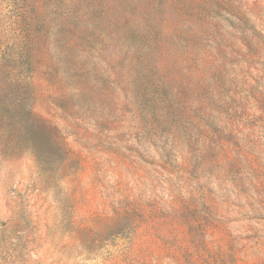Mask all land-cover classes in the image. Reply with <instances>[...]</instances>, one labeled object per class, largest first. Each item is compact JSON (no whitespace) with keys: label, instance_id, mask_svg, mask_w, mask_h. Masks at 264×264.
Masks as SVG:
<instances>
[{"label":"rangeland","instance_id":"374dc122","mask_svg":"<svg viewBox=\"0 0 264 264\" xmlns=\"http://www.w3.org/2000/svg\"><path fill=\"white\" fill-rule=\"evenodd\" d=\"M0 264H264V0H0Z\"/></svg>","mask_w":264,"mask_h":264}]
</instances>
